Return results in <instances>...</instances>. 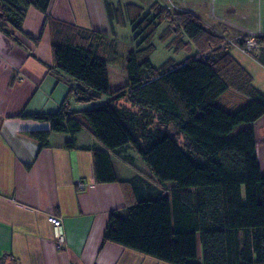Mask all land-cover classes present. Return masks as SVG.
I'll use <instances>...</instances> for the list:
<instances>
[{
	"label": "trees",
	"instance_id": "1",
	"mask_svg": "<svg viewBox=\"0 0 264 264\" xmlns=\"http://www.w3.org/2000/svg\"><path fill=\"white\" fill-rule=\"evenodd\" d=\"M50 1L0 0V30L23 45L18 34L28 7L46 14ZM104 2L111 24L128 22L140 37L125 55L127 82L114 90L109 85L105 58L115 56L114 40L46 14L53 56L47 69L67 75L72 83L57 112L32 116L50 128L31 135L46 146L51 131H65L71 135L65 147L72 148L74 135L84 130L103 145L93 151L96 180L118 182L127 209V217L111 214L104 241L169 264H264V174L255 129L249 126L264 115V93L222 47L226 40L207 30L195 14L171 11L157 1L148 9ZM162 23L167 24L162 41L172 37L168 45L175 50L193 43L196 54L153 66V39ZM23 34L34 43L39 40ZM253 38L264 50V34ZM248 39L241 38V48ZM251 54L264 65L261 53ZM229 89L248 98L235 112L215 103ZM102 97L104 103L88 110L69 108L71 102ZM241 124L244 128L228 138ZM169 127L183 135L182 145ZM127 144L149 168L156 194L134 179H117L110 152ZM7 256H0V264Z\"/></svg>",
	"mask_w": 264,
	"mask_h": 264
},
{
	"label": "crops",
	"instance_id": "2",
	"mask_svg": "<svg viewBox=\"0 0 264 264\" xmlns=\"http://www.w3.org/2000/svg\"><path fill=\"white\" fill-rule=\"evenodd\" d=\"M107 1L115 6L126 4ZM157 2L171 11L195 14L207 30L224 39L219 26L222 22L242 31L237 36L239 41L244 36L264 34V0H231L217 12L211 0ZM208 5L211 20L206 22L207 11L202 9ZM46 14L85 31L99 32L108 41L114 40L115 56L105 58L109 85L112 90L122 86L113 85L120 76L114 36L121 25L109 22L104 0H51ZM46 14L30 6L21 25L23 33L39 37L37 43L19 33L22 45L0 30V256L8 255L5 264H12V259L14 264H169L104 241L111 214L117 212L122 217L127 209L118 182L96 180L93 151L103 150L102 144L84 130L74 135L72 148L65 147L71 139L65 131H51L46 146L31 135L50 128L47 121L32 116L57 112L72 83L67 75L47 69L53 56ZM236 16L244 25L233 21ZM242 49L246 54L242 51L238 58L231 55L252 75L255 84L257 77H264V65ZM231 90L220 95L215 103L226 93L235 96ZM105 101L102 97L91 103L71 102L69 108L82 112ZM262 121L264 124V115L249 126L255 129L257 157L264 174V157L258 149L261 142L264 151V137L261 141L257 130ZM110 157L118 180L134 179L151 193H157L149 168L131 145L115 149ZM81 182L83 189L78 187ZM50 215L62 222V249L57 248Z\"/></svg>",
	"mask_w": 264,
	"mask_h": 264
},
{
	"label": "rangeland",
	"instance_id": "3",
	"mask_svg": "<svg viewBox=\"0 0 264 264\" xmlns=\"http://www.w3.org/2000/svg\"><path fill=\"white\" fill-rule=\"evenodd\" d=\"M113 3H135L141 6H144L145 8H147L152 2L154 1H163L166 2V0H110ZM229 1L231 0H217L215 1V10L216 12L219 10V8L224 7V6H228ZM241 1H245V0H241ZM211 6L208 5V7L206 8L204 6V8L202 9V11H207V14H205V17L207 18L205 21L207 22L208 20H211V17L209 15V9ZM207 9V10H206ZM233 19V18H231ZM233 21H236V24H240V25H244V22H238L240 21L239 17L236 16L235 19H233ZM252 23V21L250 22ZM166 23H162L159 24V26L157 27V32L154 36L153 39V44L156 47L155 52L151 55L150 57V62L152 63L153 66L158 67L161 64H163L166 60L168 59H172L174 62L178 63L181 62L182 60L195 55L197 52L196 47L193 45V43L190 45L189 49H181V50H175L174 46H169V42L172 39L169 38L167 41H162L161 38V34L163 32V30L166 28ZM218 25V24H217ZM220 28L222 29V33L225 35V40L230 39L232 40L231 43H225L222 47L226 46L227 47V51L229 53H232V55H236V57H240L239 54H241L240 52H244L246 54V52L240 47V41L237 40V36H239L240 34H242V31L235 25H231V24H227V23H220ZM248 26V24H247ZM251 28L253 27L252 25H249ZM118 33L116 34V36H114V38L116 39L117 43H118V47H117V58H118V64H117V69L120 71L118 73H120V76L117 77V81L115 82V84L113 85H124L127 82V74L125 71V55L126 52L134 49L137 44L140 41V37H137V33L135 31H133L132 26L130 25H126V26H121L118 29ZM253 37V36H251ZM182 39L183 41H189L188 37L186 35H182ZM245 50L247 51V53H252L253 54H262V56L264 57V50H261L258 47H254L251 49L253 50H249L248 48H246V46L244 47ZM205 55L208 56V53H205ZM252 55V54H251ZM254 86L260 87L262 90H260L261 92L264 93V77L263 78H256L255 80V84ZM258 89V88H257ZM259 90V89H258ZM231 92H233V94H235V96L231 95L230 93H226V95H224L223 97H221L218 101L217 104L219 105V107H222L223 109L229 111V112H235L238 109H240L241 107H243L246 104V99H248L247 97H245L244 95L231 90ZM123 103H126V101H123ZM262 123V124H261ZM261 125H257V130L259 133V139H261V141H263V137H264V124L263 121L260 122ZM245 124H241L236 126L228 135V138H232L236 135V133L238 131H240L241 129L244 128ZM169 132L175 135L176 138L178 139V141L180 142V144L182 145L183 142V135L180 134L176 131V129H174L173 127H169ZM258 139V141H259ZM259 151H260V156H263V147L262 144L260 142V145L258 147ZM263 163L261 164L262 168H263ZM130 168V167H129ZM122 217H127V213H122Z\"/></svg>",
	"mask_w": 264,
	"mask_h": 264
},
{
	"label": "built area",
	"instance_id": "4",
	"mask_svg": "<svg viewBox=\"0 0 264 264\" xmlns=\"http://www.w3.org/2000/svg\"><path fill=\"white\" fill-rule=\"evenodd\" d=\"M211 1L214 2V0H211ZM231 42H232V40L227 39L225 43H231ZM254 47H256V40L253 37L249 38L247 41V44H246V48H248L250 50L251 48H254ZM204 56L207 57V55H205V54H204ZM78 187H79V189H83L84 184L81 182L78 185ZM48 220L53 225V230H54V234H55V238H56V242H57V244H56L57 248L62 249L65 246V236H64V230H63L62 222H61L60 218L55 216V215H50Z\"/></svg>",
	"mask_w": 264,
	"mask_h": 264
}]
</instances>
